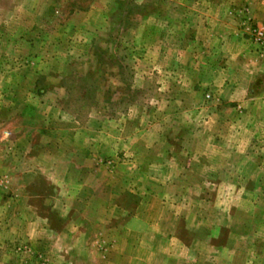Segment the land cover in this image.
<instances>
[{
	"label": "rangeland",
	"instance_id": "374dc122",
	"mask_svg": "<svg viewBox=\"0 0 264 264\" xmlns=\"http://www.w3.org/2000/svg\"><path fill=\"white\" fill-rule=\"evenodd\" d=\"M264 0H0V264H264Z\"/></svg>",
	"mask_w": 264,
	"mask_h": 264
},
{
	"label": "built area",
	"instance_id": "2783aa9c",
	"mask_svg": "<svg viewBox=\"0 0 264 264\" xmlns=\"http://www.w3.org/2000/svg\"><path fill=\"white\" fill-rule=\"evenodd\" d=\"M264 33L262 31L259 32V35H263Z\"/></svg>",
	"mask_w": 264,
	"mask_h": 264
}]
</instances>
